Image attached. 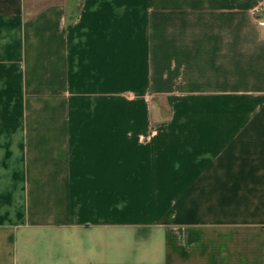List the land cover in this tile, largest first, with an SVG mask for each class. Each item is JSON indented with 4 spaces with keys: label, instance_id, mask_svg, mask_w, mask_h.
Masks as SVG:
<instances>
[{
    "label": "crops",
    "instance_id": "0c3cea01",
    "mask_svg": "<svg viewBox=\"0 0 264 264\" xmlns=\"http://www.w3.org/2000/svg\"><path fill=\"white\" fill-rule=\"evenodd\" d=\"M70 1L0 0V264H264V0Z\"/></svg>",
    "mask_w": 264,
    "mask_h": 264
},
{
    "label": "built area",
    "instance_id": "2783aa9c",
    "mask_svg": "<svg viewBox=\"0 0 264 264\" xmlns=\"http://www.w3.org/2000/svg\"><path fill=\"white\" fill-rule=\"evenodd\" d=\"M252 14L257 20L258 24L264 27V2L255 6L252 10Z\"/></svg>",
    "mask_w": 264,
    "mask_h": 264
},
{
    "label": "trees",
    "instance_id": "16d2710c",
    "mask_svg": "<svg viewBox=\"0 0 264 264\" xmlns=\"http://www.w3.org/2000/svg\"><path fill=\"white\" fill-rule=\"evenodd\" d=\"M75 0H71L69 3H68V8H66V17L67 19H70L72 18V13H73V10H74V7H73V4H74Z\"/></svg>",
    "mask_w": 264,
    "mask_h": 264
},
{
    "label": "rangeland",
    "instance_id": "374dc122",
    "mask_svg": "<svg viewBox=\"0 0 264 264\" xmlns=\"http://www.w3.org/2000/svg\"><path fill=\"white\" fill-rule=\"evenodd\" d=\"M39 0H29V4L35 5V3H38ZM264 2V1H263ZM39 6V4L37 5Z\"/></svg>",
    "mask_w": 264,
    "mask_h": 264
}]
</instances>
